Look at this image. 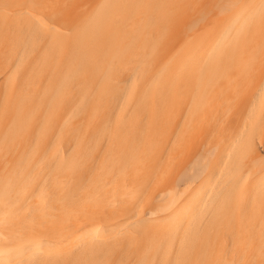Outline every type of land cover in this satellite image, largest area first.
Returning a JSON list of instances; mask_svg holds the SVG:
<instances>
[{
    "label": "bare ground",
    "instance_id": "bare-ground-1",
    "mask_svg": "<svg viewBox=\"0 0 264 264\" xmlns=\"http://www.w3.org/2000/svg\"><path fill=\"white\" fill-rule=\"evenodd\" d=\"M0 264H264V0H0Z\"/></svg>",
    "mask_w": 264,
    "mask_h": 264
}]
</instances>
